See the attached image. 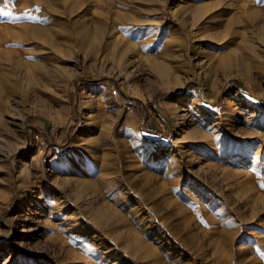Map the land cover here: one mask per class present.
Instances as JSON below:
<instances>
[{
	"label": "rangeland",
	"instance_id": "rangeland-1",
	"mask_svg": "<svg viewBox=\"0 0 264 264\" xmlns=\"http://www.w3.org/2000/svg\"><path fill=\"white\" fill-rule=\"evenodd\" d=\"M0 10V264H264V0Z\"/></svg>",
	"mask_w": 264,
	"mask_h": 264
},
{
	"label": "bare ground",
	"instance_id": "bare-ground-1",
	"mask_svg": "<svg viewBox=\"0 0 264 264\" xmlns=\"http://www.w3.org/2000/svg\"><path fill=\"white\" fill-rule=\"evenodd\" d=\"M28 15H29V14H28ZM23 16H25V15H24V14L22 15V13H19V16H18V17L23 18ZM29 17H30V16H29ZM33 18H34V17H33ZM35 18H36V17H35ZM27 20H28V19H27ZM37 21H38V20H37ZM36 23H37V22H36ZM24 27H26V26H22V27H20L19 29H23ZM9 37H10L11 39L16 40L19 44H20V42H19L18 40L23 39L22 36H21V31L14 32V34L9 35ZM204 58H206L207 61H211V60H213V59L215 58V55H209V54H207V55H205Z\"/></svg>",
	"mask_w": 264,
	"mask_h": 264
},
{
	"label": "snow or ice",
	"instance_id": "snow-or-ice-1",
	"mask_svg": "<svg viewBox=\"0 0 264 264\" xmlns=\"http://www.w3.org/2000/svg\"><path fill=\"white\" fill-rule=\"evenodd\" d=\"M0 16L9 17L11 13L0 10ZM25 18L32 19V17L27 16V13L25 14ZM15 19H21V17H16Z\"/></svg>",
	"mask_w": 264,
	"mask_h": 264
},
{
	"label": "built area",
	"instance_id": "built-area-1",
	"mask_svg": "<svg viewBox=\"0 0 264 264\" xmlns=\"http://www.w3.org/2000/svg\"><path fill=\"white\" fill-rule=\"evenodd\" d=\"M118 94H119L118 91H116V92H115V95H118Z\"/></svg>",
	"mask_w": 264,
	"mask_h": 264
}]
</instances>
